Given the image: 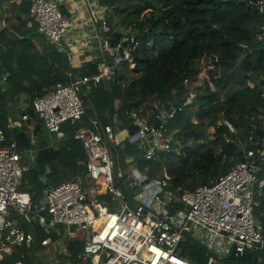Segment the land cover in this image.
<instances>
[{
  "label": "trees",
  "instance_id": "16d2710c",
  "mask_svg": "<svg viewBox=\"0 0 264 264\" xmlns=\"http://www.w3.org/2000/svg\"><path fill=\"white\" fill-rule=\"evenodd\" d=\"M96 1L109 9L111 29L104 40H109L111 47L133 36L140 41L132 54L136 68L131 70L129 64H124L110 82L84 90L81 98L85 116L77 124H64L63 136L57 137L35 113L34 100L57 83L68 84L77 77L98 74L100 63H72L69 51H60L50 43L37 24L27 26L31 7L28 0L20 4L0 0V130L7 138L0 147L16 141L20 149L35 151V165L24 174L20 187L31 193L34 205L45 190L87 170V156L76 134L95 119L111 125L117 135L127 133L133 124L131 112L151 124L166 123L169 134L176 139L168 153H161L158 160L145 161L137 145L126 139L111 147L114 172L126 171L125 161L134 157V163L152 179L166 168L178 193L211 185L237 164L246 162L239 140L256 153L262 149L256 129H264V41H256L255 34L264 25V12L255 14L242 0ZM61 10L71 16L65 6ZM203 60L212 66L206 70L209 82L196 86L195 98L187 103L188 86L196 83L205 70ZM178 102H183L182 110L167 118L165 113ZM24 115L29 120L22 128L9 126L8 118L19 120ZM222 119L229 120L237 130L236 135H230V144L223 138L229 134L227 128H215ZM30 125L35 131L39 126L35 141L29 134ZM47 168L51 172L44 182L39 176ZM99 198L111 209L115 207L112 195L105 193ZM258 199L261 204L256 217L264 234V197ZM25 225L22 222L21 228ZM44 238L37 235L40 243ZM69 247L73 263L83 264L78 256L84 242L74 241ZM179 255L193 264H208L211 256L192 233L185 234ZM256 256L260 259L259 254ZM19 261L44 264L18 252L6 257L3 264ZM258 264L263 263L260 260Z\"/></svg>",
  "mask_w": 264,
  "mask_h": 264
},
{
  "label": "built area",
  "instance_id": "2783aa9c",
  "mask_svg": "<svg viewBox=\"0 0 264 264\" xmlns=\"http://www.w3.org/2000/svg\"><path fill=\"white\" fill-rule=\"evenodd\" d=\"M28 1L31 7L27 26L32 28L37 24L50 43L66 52L63 41L74 25L72 19L61 10L68 0ZM83 1L96 10L100 6L96 0ZM242 2L254 6L259 13L264 12V0ZM103 8L104 11L108 9ZM91 18L99 24L103 34L110 32L103 11L91 12ZM255 40L264 41V25L258 28ZM102 46L112 59L103 58L98 74L77 77L68 84L57 83L34 100L35 113L43 120L49 133L62 137L64 124L74 125L82 121L86 114L81 98L84 90L90 91L101 83L110 82L124 64H129L130 69L135 70L136 62L132 54L140 46L136 36L114 47L105 39ZM68 56L71 60L70 52ZM204 68L209 70L212 66L208 63ZM8 76L7 73L3 81ZM195 87L188 86L187 103L195 98ZM181 110L179 108L177 111ZM177 111L174 110L168 118H172ZM129 115L138 130L131 137L129 132L121 133V142L128 139L136 144V150L142 152L146 160H158L161 153H168L176 144L166 123L159 122L157 127V124L148 123L135 112ZM28 120L27 115L19 120L8 118L11 128H22ZM222 126L229 133L223 138L226 143H232L230 135H236L235 126L229 120L222 119L215 128ZM34 131L35 126H29L33 141ZM118 136L111 125H102L96 119L92 120L90 126L81 128L76 139L85 150L87 170L47 189L42 201L35 205L31 193L20 189L24 174L35 165V151L20 149L16 141L0 147V264L13 255L16 247H32L36 242L33 233L21 228L24 221L56 228L66 253L68 249L64 240L84 242L78 258L86 264H193L179 255L186 233L194 234L206 247L211 255L208 264L220 263V253L230 256L233 249L237 255L264 251L263 229L256 217V209L261 204L258 197H264V174L260 179L264 171L263 143L262 149L256 153L239 140L246 162L237 164L211 185L178 193L173 189V179L166 168L161 175L157 174L152 179L135 165L134 157H128L125 161L126 171L120 169L115 173V160L108 142L120 144ZM6 141L4 131L0 130V145ZM219 154L226 159L222 149ZM163 161L166 159L163 158ZM50 172V168H47L46 174ZM39 177L46 181L45 174ZM105 193L114 197L113 209L99 198ZM61 227L66 229L63 234ZM79 232L83 235L78 236ZM52 244L51 238L42 241L44 247ZM228 244L233 246L232 250H229ZM17 264L25 263L19 261Z\"/></svg>",
  "mask_w": 264,
  "mask_h": 264
},
{
  "label": "rangeland",
  "instance_id": "374dc122",
  "mask_svg": "<svg viewBox=\"0 0 264 264\" xmlns=\"http://www.w3.org/2000/svg\"><path fill=\"white\" fill-rule=\"evenodd\" d=\"M71 1L72 0H68L67 2H71ZM76 1L77 2L75 3V6H77L79 8V11H77L78 16H80V18H82L83 20H85V18L91 17V12L97 11V10L103 11L107 17V13H108L109 9L104 11V8L99 6V8H97V10H96V9H93L92 6L88 7L89 3L87 1L86 2H84L83 0H76ZM84 3L86 5H84ZM81 6L84 8L86 6L87 10L85 11L84 9H82ZM73 15L75 18L77 17L76 13H74ZM78 22H81V19ZM203 65L207 66L208 63L204 62ZM206 70H204L201 73V76L197 80V82L192 84L191 86H202V85H204V83L206 81L209 82ZM211 86L213 88L212 84H211ZM250 87H253V85H251ZM30 126H32V125H30ZM128 128H129V126H128ZM127 132H128V129H127ZM108 145L110 148L113 146V144L110 142H108ZM145 161H146V159H145ZM46 171H47V169H46ZM44 174L46 175V178H47L48 174H46V172ZM161 174H162V170L159 172V175H161ZM158 178H159V176H158ZM45 192H46V190L44 191L43 196H42V194L40 195V197L37 200L38 201L37 203H40L42 201V199L45 196ZM23 223L26 224L25 225L26 227L23 229L24 230L26 229L25 231L33 233L35 235L36 242L32 245V247H27L26 245H24L22 247H16L15 252H18L24 256H28L29 258L34 259L37 262L42 261V262H44V264H74L73 260L71 259V255L69 253V248H70L69 244L71 242L64 240L66 243L65 245L68 249L67 253L64 252L65 246L61 243L62 237L59 235V232L57 231L56 228H51L50 226L41 227L35 223H27L25 221ZM38 227H40L42 230H38ZM60 230H61V233L63 234L66 229L64 227H61ZM37 235H44L45 238H51L53 240V244L50 245L49 247L42 246V242L40 243L38 241ZM82 235H83V233H80V232L78 233V236H82ZM227 247L229 248V250L233 249V246L230 244H228ZM257 254L260 255V260L264 264V251H256L255 255H257ZM219 256L222 257V260L218 264H227V261L230 260L229 255H227L224 252L220 253ZM15 264H17V262H15ZM83 264H86V262L85 263L83 262ZM232 264H244V263H243V261H234V263H232ZM246 264H248V263H246Z\"/></svg>",
  "mask_w": 264,
  "mask_h": 264
},
{
  "label": "crops",
  "instance_id": "0c3cea01",
  "mask_svg": "<svg viewBox=\"0 0 264 264\" xmlns=\"http://www.w3.org/2000/svg\"><path fill=\"white\" fill-rule=\"evenodd\" d=\"M63 6L69 10L70 18L74 23L73 28L69 30L63 41L64 49L72 54L71 62L85 65L95 62L100 63L103 58L110 57L111 55L105 53L102 49L104 34L99 24L95 23L91 17L85 18V20L80 18L77 12L79 8L75 6L74 1L65 2ZM82 9L87 10L86 7H82ZM74 13L77 15L76 18L73 15ZM80 19L81 22H78ZM53 147L57 148L55 144Z\"/></svg>",
  "mask_w": 264,
  "mask_h": 264
},
{
  "label": "water",
  "instance_id": "95a60500",
  "mask_svg": "<svg viewBox=\"0 0 264 264\" xmlns=\"http://www.w3.org/2000/svg\"><path fill=\"white\" fill-rule=\"evenodd\" d=\"M254 1V0H252ZM245 6H248V8L250 10H252L255 14L259 13V10L257 8H255L254 6L248 5L247 3H244ZM103 31V30H102ZM184 106L183 102H178L167 114V118L169 117V115L174 111V110H178L179 108H182ZM159 126V124H157V127ZM39 130V126H36V131L34 132V134L36 135L38 133ZM138 130V127L136 125V123L132 124L129 126L128 128V132H129V136H133L136 131ZM257 134L260 136V138L263 140V146H264V130L262 128H257L256 129ZM122 135L118 136V140L121 142L122 141ZM229 259L232 261H243L246 262L248 264H258L260 263L259 258L253 254V253H244L243 255H237L235 249L232 250V252L230 253Z\"/></svg>",
  "mask_w": 264,
  "mask_h": 264
}]
</instances>
